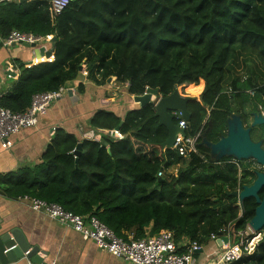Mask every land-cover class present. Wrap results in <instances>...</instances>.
<instances>
[{"label": "trees", "instance_id": "1", "mask_svg": "<svg viewBox=\"0 0 264 264\" xmlns=\"http://www.w3.org/2000/svg\"><path fill=\"white\" fill-rule=\"evenodd\" d=\"M50 2L0 3V39L13 31L57 39L54 55L19 64L18 79L0 95L2 108L25 112L34 95L79 78L83 65L89 77L129 84L132 96L148 89L163 98L178 92L189 99L186 134H197L207 120L203 134L212 143L226 136L231 114L264 108V0H71L59 16ZM90 124L118 129L123 139L103 134L101 141L80 142L58 129L41 164L0 177V189L11 198L28 195L96 217L125 241L172 231L177 243L203 245L223 228L235 235L254 217L255 205L244 201L240 217L231 196L241 186L234 158L213 160L203 137L189 158L165 149L168 130L153 103L123 119L99 111ZM241 242L233 236V245ZM230 264H264V243Z\"/></svg>", "mask_w": 264, "mask_h": 264}, {"label": "crops", "instance_id": "2", "mask_svg": "<svg viewBox=\"0 0 264 264\" xmlns=\"http://www.w3.org/2000/svg\"><path fill=\"white\" fill-rule=\"evenodd\" d=\"M46 49L51 50L49 47ZM43 58L36 56L35 48L22 44L1 47L0 95L18 79L20 63L31 66ZM81 68L88 71L86 65ZM82 69L80 77L68 84L67 91L50 106L36 127L14 135L12 148L4 150L0 145V177L18 175L26 168L41 164L42 156L58 129L75 135L80 142L101 141L103 134L108 133L93 129L90 124L99 111L112 112L123 119L128 111L140 108V104L134 101L135 96L128 92L129 84L118 82L115 77L102 81L97 74L89 77V72L84 76ZM80 85L83 87L81 91ZM13 231L24 235L31 246H38L44 252L39 256L47 264H130L99 249L93 241L86 240L72 228L44 213L33 211L18 198L7 196L0 189V235ZM219 249L216 241L203 244L196 257L198 264H210ZM29 260L32 261L23 257L9 264H29Z\"/></svg>", "mask_w": 264, "mask_h": 264}, {"label": "built area", "instance_id": "3", "mask_svg": "<svg viewBox=\"0 0 264 264\" xmlns=\"http://www.w3.org/2000/svg\"><path fill=\"white\" fill-rule=\"evenodd\" d=\"M9 1L11 0H0V3ZM70 2L71 0H51L50 9L55 16H59L68 8ZM53 39V35L38 36L32 33L13 31L6 39L0 40L4 45H35L37 48L46 49L49 47V49H54ZM82 74L88 76V71L83 68ZM66 91L67 89L64 87L59 91L36 94L32 98L31 106L22 113H13L0 107V145L2 149L8 150L12 148V137L20 131L36 127L39 119L47 114L50 106ZM158 98L154 97L152 99L154 106H156ZM259 112H262L261 115L264 116L263 107L259 108ZM172 114L175 120L179 121L177 125L185 131V135H177L175 144L171 150L176 151L181 158H189L192 154L198 153V145L200 139L203 137L204 125L207 120L197 134L188 136L186 134L188 122L183 118V113L177 111ZM106 133L113 140L123 139V135L118 129L107 131ZM162 176L163 171L158 174L159 178ZM18 199L26 203L33 211L44 213L60 224L72 228L86 240L93 241L99 249L130 264H198L195 254H198L203 249V245L198 242H192L190 245L177 243L175 233L172 231H162L157 235L148 236L144 239H134L133 236H129V239L125 241L119 238L113 230L96 217L85 218L66 211L59 204L49 203L28 195L21 196ZM237 207L240 212L239 216L241 217L244 213V206L243 202L239 199ZM219 233L222 235L219 236ZM219 233L210 236V240L216 241L217 239H221L222 243L220 250L210 264L237 262L246 253H252L259 245L258 239L255 237L258 232L254 231L249 223L244 230L237 231L235 235L229 227L223 228ZM233 236L239 237L242 242L238 245H233ZM222 238H226L228 243H225ZM187 246H189L188 252H178L179 249ZM29 264L36 263L30 261ZM41 264L47 263L43 262Z\"/></svg>", "mask_w": 264, "mask_h": 264}, {"label": "water", "instance_id": "4", "mask_svg": "<svg viewBox=\"0 0 264 264\" xmlns=\"http://www.w3.org/2000/svg\"><path fill=\"white\" fill-rule=\"evenodd\" d=\"M57 41L56 38L53 39V44ZM16 44H12L15 46ZM4 44L0 40V47ZM27 47L35 48L36 56H46L54 53V49L46 51L45 48L38 49L35 45H25ZM129 88V86H128ZM159 97V100L155 106L157 116L160 119V124L168 130V139L164 143L163 147L165 149H172L178 134L185 135V131L180 129L175 123V118L173 112L181 111L183 113V118L189 122L190 113L188 111V101L189 99L184 98L175 92L169 97H160L157 91L147 90V93L143 96H135L134 101L140 104L141 108L153 103V98ZM253 127L264 126V116L261 114H256L253 116ZM203 145H205L209 150L211 157L219 162L223 158L229 157L234 158L238 162L254 159L259 164L264 166V150H262L261 145L255 144L250 138L249 129H245L240 115L232 114L228 119V130L226 136L222 137L217 143L208 142L203 134ZM81 144L78 145L75 155L80 154ZM78 161V160H77ZM159 181H162L159 179ZM264 184V173L259 174L254 184L250 187H243L241 192H234L232 196L244 202L247 198H256L258 207L255 210V215L249 222V225L256 232H260L264 229V199L260 200L258 197V191ZM2 194V193H1ZM21 233L13 231L6 232L0 235V260L2 264H9L16 262L19 259L26 257L31 259L33 263L41 264L43 263V258L39 256V253H44L40 251L38 246H31L24 235ZM222 234L219 233V236ZM225 243H228L226 238H222ZM216 243L221 247V239H217ZM200 250L199 252H201ZM28 253V254H27ZM27 254V255H26Z\"/></svg>", "mask_w": 264, "mask_h": 264}, {"label": "flooded vegetation", "instance_id": "5", "mask_svg": "<svg viewBox=\"0 0 264 264\" xmlns=\"http://www.w3.org/2000/svg\"><path fill=\"white\" fill-rule=\"evenodd\" d=\"M262 112H250V116L240 115L243 125L245 129H249L250 138L255 144H260L262 150H264V126H255L253 127V116L256 114H261ZM236 114V113H233ZM232 115V114H231ZM239 115V114H236ZM232 163L237 164L239 166V179H240V187L236 190L241 192L243 187H250L254 184L259 174L264 173V166L259 164L254 159H247L241 162H237L234 159L231 160ZM234 191V192H236ZM232 192V193H234ZM231 193V196H232ZM258 197L260 200L264 199V184L258 191ZM245 201L249 202V205H255L254 211L258 207V203L256 198L250 197ZM259 244L264 243V229L256 234Z\"/></svg>", "mask_w": 264, "mask_h": 264}, {"label": "rangeland", "instance_id": "6", "mask_svg": "<svg viewBox=\"0 0 264 264\" xmlns=\"http://www.w3.org/2000/svg\"><path fill=\"white\" fill-rule=\"evenodd\" d=\"M259 70H260L259 72L264 73V67H262V68L260 67ZM245 71H246L245 68H243V69H240L239 73H242V74L244 75V74H245ZM195 96H196V95H195ZM197 96H198V95H197ZM158 99H159V98H158ZM213 160H214V159H213ZM240 162H241V161H240ZM172 171H173L172 173L176 176V170H172ZM209 242L212 243L211 240H210V241H207V243H209ZM219 250H220V249H219ZM219 250H218V251H219ZM218 251H217V252H218ZM217 252H216V254H217ZM216 254H215V256H216ZM215 256H214V257H215Z\"/></svg>", "mask_w": 264, "mask_h": 264}, {"label": "bare ground", "instance_id": "7", "mask_svg": "<svg viewBox=\"0 0 264 264\" xmlns=\"http://www.w3.org/2000/svg\"><path fill=\"white\" fill-rule=\"evenodd\" d=\"M50 56H51V54L47 58H49ZM42 57H46V56H42Z\"/></svg>", "mask_w": 264, "mask_h": 264}]
</instances>
